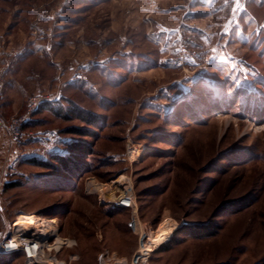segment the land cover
I'll return each mask as SVG.
<instances>
[{"label":"rangeland","instance_id":"obj_1","mask_svg":"<svg viewBox=\"0 0 264 264\" xmlns=\"http://www.w3.org/2000/svg\"><path fill=\"white\" fill-rule=\"evenodd\" d=\"M8 48L25 56L0 69L2 113L27 121L18 146L0 130V247L48 236L58 264H264V2L0 0ZM72 105L98 125L53 112ZM28 217L52 229L15 227Z\"/></svg>","mask_w":264,"mask_h":264},{"label":"built area","instance_id":"obj_2","mask_svg":"<svg viewBox=\"0 0 264 264\" xmlns=\"http://www.w3.org/2000/svg\"><path fill=\"white\" fill-rule=\"evenodd\" d=\"M49 101L48 97L37 96L28 101V113H32L38 109L42 103ZM2 97L0 94V130L5 131L10 135V140L13 145L21 144L22 126L26 123V116L15 117L11 120L4 118L2 113ZM126 200V202L124 201ZM124 204L126 206H124ZM116 206L124 210H132L135 202L130 197H121ZM48 236H32L25 239L12 237L3 242L0 247V252L3 254L20 253L28 264H58L57 261H51L46 256V249L48 248Z\"/></svg>","mask_w":264,"mask_h":264},{"label":"trees","instance_id":"obj_3","mask_svg":"<svg viewBox=\"0 0 264 264\" xmlns=\"http://www.w3.org/2000/svg\"><path fill=\"white\" fill-rule=\"evenodd\" d=\"M48 106V102L46 103H42L39 107H38V110L41 108V107H45L47 108ZM53 112H55L56 115L58 116H63L65 118H78L80 120H82L83 122L85 123H88L92 126H97L98 125V122H97V118L92 115L91 113H88V112H85V111H82V110H79L76 106L72 105V106H69V107H60L58 109H54ZM65 112V115H63L62 113ZM32 113H35L32 112ZM30 113V114H32ZM72 132H78L80 133L81 130H78V129H71ZM70 146L76 150V151H80V152H86V147H82L80 143L78 142H75V143H71ZM58 162L61 163L62 165V168L68 170V165L70 164L68 159H64V158H58L56 157ZM73 159V158H72ZM36 164H39L41 166H45V167H48V163L46 162H37ZM195 233L197 234L198 237H202V235H212L213 234V231L209 230V229H203L202 228H199V229H195ZM194 233V234H195ZM20 255V253H11V254H3V255Z\"/></svg>","mask_w":264,"mask_h":264},{"label":"crops","instance_id":"obj_4","mask_svg":"<svg viewBox=\"0 0 264 264\" xmlns=\"http://www.w3.org/2000/svg\"><path fill=\"white\" fill-rule=\"evenodd\" d=\"M198 3L202 4V8L210 10V8H213L217 6V4L221 1L230 2L235 5L236 7H242L247 0H196ZM260 3H263L264 0H259ZM13 50L4 49V51H0V69L1 71L5 72L9 68V66L14 63H21L24 62V52H21L20 50H16L13 48Z\"/></svg>","mask_w":264,"mask_h":264},{"label":"bare ground","instance_id":"obj_5","mask_svg":"<svg viewBox=\"0 0 264 264\" xmlns=\"http://www.w3.org/2000/svg\"><path fill=\"white\" fill-rule=\"evenodd\" d=\"M116 183H123L122 180H118ZM113 197V196H112ZM111 197V198H112ZM126 202V200H124ZM124 206H126L124 204ZM119 207V206H117ZM53 222L54 220H51V221H47L43 218H39V217H28V218H24L22 220H19L17 223H16V228L18 227H26V228H29L30 229V226L33 225L35 227V225L37 224H41L42 227L44 228V230H49V229H52L50 226L53 225ZM25 228V229H26ZM19 233V232H18ZM25 237V236H24ZM21 239V237H18ZM27 238V237H26ZM58 244H61L63 245V241L62 239H58ZM142 251H145V250H142ZM141 252V251H140Z\"/></svg>","mask_w":264,"mask_h":264}]
</instances>
